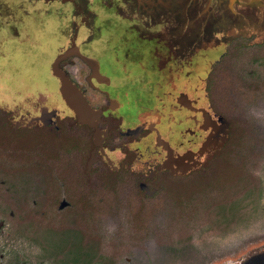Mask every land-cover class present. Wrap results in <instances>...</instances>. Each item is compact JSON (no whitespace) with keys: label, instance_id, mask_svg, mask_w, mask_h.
<instances>
[{"label":"flooded vegetation","instance_id":"af4514ba","mask_svg":"<svg viewBox=\"0 0 264 264\" xmlns=\"http://www.w3.org/2000/svg\"><path fill=\"white\" fill-rule=\"evenodd\" d=\"M81 2L68 4L83 20L89 11ZM13 18L27 17L21 13ZM78 34L75 26L68 48L74 44L79 55L95 61L106 83L97 81L87 63L85 76L108 88L111 80L99 63L76 44ZM72 55L60 58L57 69L74 85L77 80L65 65L75 57L83 60ZM77 86L93 113L89 121L78 118L68 104L66 112L59 111L38 98L26 100V106H0V264H91V238L99 233L92 226L97 224L106 236L118 221L117 213L101 209L106 197L126 194L146 207L163 190L183 193V179L228 141L229 124L224 131L211 109V129L183 148L182 143L171 144L170 137L156 139L157 116L139 119L105 89ZM89 92L98 94L97 103Z\"/></svg>","mask_w":264,"mask_h":264},{"label":"rangeland","instance_id":"374dc122","mask_svg":"<svg viewBox=\"0 0 264 264\" xmlns=\"http://www.w3.org/2000/svg\"><path fill=\"white\" fill-rule=\"evenodd\" d=\"M81 3L89 11L83 20L70 3L46 6L41 0H0V106H26V100L38 98L59 111L67 109V79L57 64L60 58L73 56L66 52L77 26L76 44L99 63L111 83L103 88L88 76L80 77L86 62L77 57L65 65L67 74L80 86L110 92L134 109L135 114L131 112L139 119L157 116L156 139L170 137L171 144L187 148L212 126L205 92L212 64L232 38L252 36L260 42L264 37V0ZM21 13L27 18L10 20L11 15ZM85 20L90 23L87 27ZM77 84L72 85L78 88ZM89 97L99 101L98 94L89 92ZM203 179L195 176L186 187Z\"/></svg>","mask_w":264,"mask_h":264},{"label":"trees","instance_id":"16d2710c","mask_svg":"<svg viewBox=\"0 0 264 264\" xmlns=\"http://www.w3.org/2000/svg\"><path fill=\"white\" fill-rule=\"evenodd\" d=\"M253 38H232L205 79L209 108L229 124L225 146L183 193L163 190L146 207L106 197L118 221L106 236L92 226L91 264H241L264 252V37Z\"/></svg>","mask_w":264,"mask_h":264},{"label":"water","instance_id":"95a60500","mask_svg":"<svg viewBox=\"0 0 264 264\" xmlns=\"http://www.w3.org/2000/svg\"><path fill=\"white\" fill-rule=\"evenodd\" d=\"M46 3L54 2L57 0H43ZM62 3H68L72 0H59ZM66 54H75L77 55L81 60L89 64L93 71H94V77L99 82H105L106 78L100 77L98 73V65L95 61L85 58L84 56L79 55L77 47H75L74 44L71 45L70 49ZM64 97L67 102V104L76 112V115L78 118H80L83 122L85 120L89 121L92 118V112L87 104V101L84 99V97L81 95V93L77 90L76 87H74L71 83H69L67 80L65 81V88H64ZM218 120L224 125L223 129L226 131L228 129V123L223 118H218ZM225 138V137H224ZM194 165V164H193ZM241 264H264V252L253 255L249 259L245 260Z\"/></svg>","mask_w":264,"mask_h":264}]
</instances>
